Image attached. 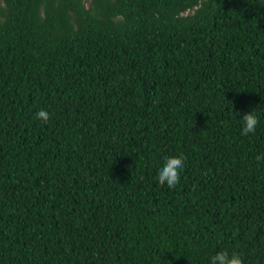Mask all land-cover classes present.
<instances>
[{
  "label": "trees",
  "instance_id": "trees-1",
  "mask_svg": "<svg viewBox=\"0 0 264 264\" xmlns=\"http://www.w3.org/2000/svg\"><path fill=\"white\" fill-rule=\"evenodd\" d=\"M258 155L264 0H0V264H264Z\"/></svg>",
  "mask_w": 264,
  "mask_h": 264
},
{
  "label": "clouds",
  "instance_id": "clouds-1",
  "mask_svg": "<svg viewBox=\"0 0 264 264\" xmlns=\"http://www.w3.org/2000/svg\"><path fill=\"white\" fill-rule=\"evenodd\" d=\"M36 118L42 122L47 123L50 119V115L47 110L41 109L36 113ZM242 135L254 134L256 132L257 125L259 124V118L255 114L254 110L244 114L243 118ZM257 160L264 159V156L258 155ZM186 157L183 154L173 157H166L165 163L159 169L157 178L161 185H167L169 188H174L181 178V171L185 167ZM210 264H244V258L242 254L238 252H231L222 250L217 252L210 258Z\"/></svg>",
  "mask_w": 264,
  "mask_h": 264
}]
</instances>
